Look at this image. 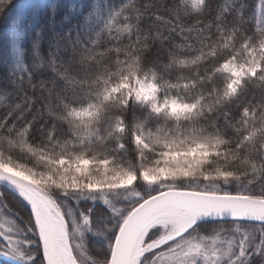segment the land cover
Returning a JSON list of instances; mask_svg holds the SVG:
<instances>
[{
	"label": "snow or ice",
	"instance_id": "snow-or-ice-1",
	"mask_svg": "<svg viewBox=\"0 0 264 264\" xmlns=\"http://www.w3.org/2000/svg\"><path fill=\"white\" fill-rule=\"evenodd\" d=\"M70 11L0 78V257L264 264V0Z\"/></svg>",
	"mask_w": 264,
	"mask_h": 264
},
{
	"label": "trees",
	"instance_id": "trees-1",
	"mask_svg": "<svg viewBox=\"0 0 264 264\" xmlns=\"http://www.w3.org/2000/svg\"><path fill=\"white\" fill-rule=\"evenodd\" d=\"M20 0H12L11 7H13ZM91 0H45L41 4L34 5L26 15V20L32 21V28L29 30V35L27 37L21 38L20 41V49L21 45L24 48H30V36L32 33L36 31L37 28H40L42 25L47 26L48 15L50 10L55 7L57 9L56 12V21H57V30L63 31L77 23L81 17L82 13H78L76 11H70V8L78 7L83 3H90ZM254 2V0H250V3ZM86 8V5H85ZM11 12L8 13L7 16H0V78H2L7 71V65L12 62L15 58L13 56V49L10 42V35L7 31ZM67 16L68 19L64 20L63 17ZM46 38H47V30H46ZM44 47L47 45L45 43ZM11 52V55H10ZM10 198V197H9ZM0 264H12L10 260L4 257H0Z\"/></svg>",
	"mask_w": 264,
	"mask_h": 264
},
{
	"label": "rangeland",
	"instance_id": "rangeland-1",
	"mask_svg": "<svg viewBox=\"0 0 264 264\" xmlns=\"http://www.w3.org/2000/svg\"><path fill=\"white\" fill-rule=\"evenodd\" d=\"M45 0H20L19 4H17V6L15 7V9L13 10V13L11 16H14L15 13L17 12L18 9L23 8L26 12L27 15V11L29 10V8L31 6L37 5V4H41L43 3ZM20 41H21V37H17L15 39H13L10 36V42H11V46L13 49V56L16 57L18 54H20Z\"/></svg>",
	"mask_w": 264,
	"mask_h": 264
},
{
	"label": "bare ground",
	"instance_id": "bare-ground-1",
	"mask_svg": "<svg viewBox=\"0 0 264 264\" xmlns=\"http://www.w3.org/2000/svg\"><path fill=\"white\" fill-rule=\"evenodd\" d=\"M19 2H20V1H19ZM19 2H18L17 4H19ZM17 4L13 7V9H12V11H11V15H12V13H13V10H14L15 7L17 6ZM32 7H33V6H31V7L29 8V10H30ZM29 10H28V11H29ZM28 11H27V12H28ZM11 15H10V16H11ZM11 17H12V16H11Z\"/></svg>",
	"mask_w": 264,
	"mask_h": 264
}]
</instances>
